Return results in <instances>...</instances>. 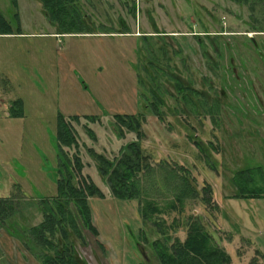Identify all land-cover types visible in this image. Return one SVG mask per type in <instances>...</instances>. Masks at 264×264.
<instances>
[{"label":"rangeland","instance_id":"1","mask_svg":"<svg viewBox=\"0 0 264 264\" xmlns=\"http://www.w3.org/2000/svg\"><path fill=\"white\" fill-rule=\"evenodd\" d=\"M77 7L92 34L56 35L38 1L14 8L0 0L13 32L0 35V199L12 198L0 218V264H40L43 250L29 229L42 222L43 204L54 205L59 179L74 173L78 187L75 159L103 197L89 199V226L68 205L75 227L56 240L86 264H161L156 247L183 243L191 216L232 264H248L256 250L264 255V199L247 197L264 187V33L251 32L264 30V9L253 21L231 0H77ZM177 79L202 95L185 99ZM118 114L138 123L120 125ZM59 116L61 137L72 129L76 138L60 150ZM132 143L144 165L140 198L166 209L150 221L137 201L115 199L94 159L114 168ZM243 170L245 191L235 180Z\"/></svg>","mask_w":264,"mask_h":264},{"label":"trees","instance_id":"2","mask_svg":"<svg viewBox=\"0 0 264 264\" xmlns=\"http://www.w3.org/2000/svg\"><path fill=\"white\" fill-rule=\"evenodd\" d=\"M43 9L49 23L56 27V34H92L91 29L86 25L84 18L82 17L78 7L77 0H36ZM237 5L246 6L250 12V18L253 21H257L256 10L257 8L264 9V0H231ZM11 4L14 8H17V0H11ZM17 25L19 26L18 15H13ZM20 35V27L17 29ZM252 33H264V30L254 28ZM0 35H13L11 27L8 22L0 15ZM177 86L183 97L189 99L188 95L191 93L198 94L197 91L192 88H185L183 83L177 79ZM189 92V93H187ZM202 95V94H198ZM88 118V117H87ZM116 122L120 125L125 123H138L136 119L131 118L127 114H118L115 117ZM65 119L58 117L57 122V148L60 150L62 146L76 145L75 133L71 129L68 131V138L61 137L64 132ZM131 125V124H130ZM59 134V135H58ZM197 147L199 146L196 144ZM130 155L124 154L118 161L116 167H112V163L107 161L101 155H94V159L99 164V171L102 177L106 178L107 183L112 191V195L117 200L132 199L138 203V211L140 216L145 220H152L154 215H160L166 210L164 206L160 207L152 198H140L139 193V174H141L144 167L139 146L132 143L128 146ZM200 150V146L198 147ZM79 161L75 159L74 168L75 174L79 180V185L74 188L71 185V180L74 173H68L69 177L65 179H59L57 182V195L53 197V206L48 207L41 206L43 220L38 225L29 229V235L36 245L41 247L42 254L39 255L40 264H86L80 260L75 254L74 250L68 247L66 244L59 243L56 240L58 234H62L64 239L67 238L66 228L68 224L71 227H75L73 223V217L67 210V206L71 203L79 210L80 216L82 215L86 220V224L91 225V207L89 205V199L94 196L103 197L102 192L93 183L82 175L81 167L78 164ZM66 167V166H65ZM248 172L243 170L238 172L235 176V180L243 177L242 175ZM238 186L244 187L243 190L249 185L248 180L245 178L239 180ZM250 182V181H249ZM253 183V182H250ZM237 186V188H238ZM207 193L208 188H205ZM243 190L238 189V193H243ZM245 191V190H244ZM185 192V189H184ZM192 195L194 190L191 191ZM196 193V192H195ZM187 194V193H186ZM210 196V195H209ZM247 197L253 199H264V187L262 189H254L250 194L248 192ZM206 200L207 198H203ZM10 200L12 198L0 199V218L4 219L7 216L5 211L11 209ZM41 203L47 201L41 198ZM145 200L146 202H143ZM181 205V204H179ZM164 207V208H163ZM170 210L171 209H167ZM173 211L182 212L176 208ZM166 213V212H165ZM90 215V218H89ZM157 225V222H154ZM92 233L97 237L96 229L91 226ZM99 246H101L99 244ZM156 253L161 264H232L230 256L219 247L217 241H215L213 235L211 236L206 230H204L200 221L194 216L189 217L187 223L186 238L183 243H174L168 250H157ZM44 252V253H43ZM248 264H264V255L256 250L253 258L250 259Z\"/></svg>","mask_w":264,"mask_h":264},{"label":"crops","instance_id":"3","mask_svg":"<svg viewBox=\"0 0 264 264\" xmlns=\"http://www.w3.org/2000/svg\"><path fill=\"white\" fill-rule=\"evenodd\" d=\"M56 35H57V34H56ZM56 35L52 34L51 36H56Z\"/></svg>","mask_w":264,"mask_h":264}]
</instances>
